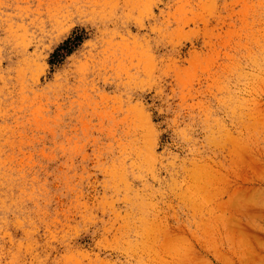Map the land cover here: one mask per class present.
<instances>
[{"label":"rangeland","instance_id":"1","mask_svg":"<svg viewBox=\"0 0 264 264\" xmlns=\"http://www.w3.org/2000/svg\"><path fill=\"white\" fill-rule=\"evenodd\" d=\"M0 264H264V0H0Z\"/></svg>","mask_w":264,"mask_h":264}]
</instances>
